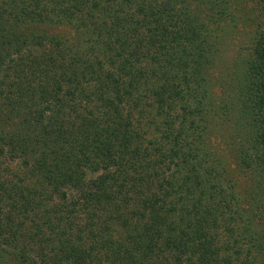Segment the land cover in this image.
<instances>
[{"label": "trees", "instance_id": "obj_1", "mask_svg": "<svg viewBox=\"0 0 264 264\" xmlns=\"http://www.w3.org/2000/svg\"><path fill=\"white\" fill-rule=\"evenodd\" d=\"M0 264H264V0H0Z\"/></svg>", "mask_w": 264, "mask_h": 264}, {"label": "rangeland", "instance_id": "obj_2", "mask_svg": "<svg viewBox=\"0 0 264 264\" xmlns=\"http://www.w3.org/2000/svg\"><path fill=\"white\" fill-rule=\"evenodd\" d=\"M65 31L67 35L72 34L71 31L68 29H65ZM250 38H251V33L250 31H247V30H241L238 35L233 36V38H230L228 41H226L227 36L224 38V41H223L224 50L220 55V59L218 63V65L221 66L220 69L224 71H226L227 69L229 70L232 69L233 58L238 52H241L242 55L246 57L247 51L245 49L246 47H248V42ZM231 72L232 70L229 73H223L222 77L223 78L225 77L229 81L232 80L233 75ZM216 74H219V72ZM54 198H56V196H54ZM56 200L58 201L57 198Z\"/></svg>", "mask_w": 264, "mask_h": 264}]
</instances>
